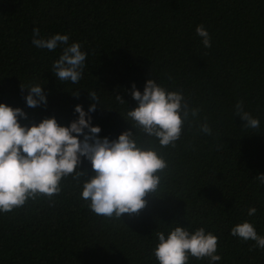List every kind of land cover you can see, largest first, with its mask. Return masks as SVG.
I'll list each match as a JSON object with an SVG mask.
<instances>
[{
	"label": "trees",
	"instance_id": "16d2710c",
	"mask_svg": "<svg viewBox=\"0 0 264 264\" xmlns=\"http://www.w3.org/2000/svg\"><path fill=\"white\" fill-rule=\"evenodd\" d=\"M199 25L209 48L196 34ZM33 28L42 38L59 33L80 44L86 60L79 82L57 80L52 65L63 46L35 47ZM148 78L199 109L175 147L161 148L127 115L137 106L132 85L142 93ZM35 85L46 103L29 108L21 87ZM91 92L100 103L88 113ZM237 102L258 128L244 127ZM0 103L22 109V126L52 117L68 126L81 105L100 138L131 130L143 147L151 139L168 164L146 207L118 220L97 216L81 198L94 175L81 157L79 180L64 177L51 198L0 212V264H158L156 233L167 236L176 226L218 238L221 259L211 264H264V248L230 234L249 222L264 236V184L255 179L264 175V0H0ZM205 122L210 135L200 131ZM188 264L210 261L190 256Z\"/></svg>",
	"mask_w": 264,
	"mask_h": 264
},
{
	"label": "clouds",
	"instance_id": "9594fccd",
	"mask_svg": "<svg viewBox=\"0 0 264 264\" xmlns=\"http://www.w3.org/2000/svg\"><path fill=\"white\" fill-rule=\"evenodd\" d=\"M195 31L203 46L211 47L207 30L199 25ZM32 36V44L40 49L53 51L63 46L62 55L52 65L54 76L59 81L79 82L86 60L79 43L69 44V37L59 33L42 38L38 28H33ZM25 89L27 107L46 103L41 86L21 87L22 91ZM130 95L137 106L128 111V117L146 138H154L161 148L175 147L185 121L199 112L189 108L180 93L166 91L149 78L142 93L133 84ZM88 98L95 102L89 106L91 113L100 101L95 92L88 93ZM116 98L125 102L119 95ZM235 109L245 128L260 126L258 119L243 110L242 102H237ZM74 112L78 117L68 126L59 125L54 117L22 126L18 117L27 119L22 109L0 103V212H11L37 196L51 198L61 191L64 177L79 180L85 175L77 170L81 157L90 162L94 173L83 183L81 198L89 202L90 210L97 216L121 220L123 214L138 215L147 205L146 197L155 196L161 183L159 174L168 164L151 147L153 141L145 139L144 143L150 146L143 147L138 143L139 136L134 137L131 130L115 140L100 138L101 129L91 125V116L82 106L76 105ZM200 131L211 134L206 122L200 125ZM255 179L264 184V175ZM255 212V208L248 209L249 216ZM230 234L264 248V236L258 235L249 222L235 225ZM156 237L153 255L158 264H188L190 256L198 260L207 257L210 264L221 259L216 254L218 238L203 228L190 233L186 227L176 226L167 236L160 231Z\"/></svg>",
	"mask_w": 264,
	"mask_h": 264
}]
</instances>
